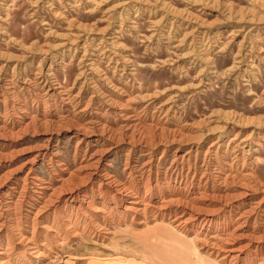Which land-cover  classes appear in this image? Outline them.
<instances>
[{"label": "rangeland", "instance_id": "rangeland-1", "mask_svg": "<svg viewBox=\"0 0 264 264\" xmlns=\"http://www.w3.org/2000/svg\"><path fill=\"white\" fill-rule=\"evenodd\" d=\"M246 263L264 0H0V264Z\"/></svg>", "mask_w": 264, "mask_h": 264}, {"label": "bare ground", "instance_id": "bare-ground-1", "mask_svg": "<svg viewBox=\"0 0 264 264\" xmlns=\"http://www.w3.org/2000/svg\"><path fill=\"white\" fill-rule=\"evenodd\" d=\"M233 219V218H232ZM218 250V249H217ZM225 250V249H224ZM240 253V252H239ZM223 262V261H222ZM232 262V261H231ZM236 262V261H235ZM247 264V263H246Z\"/></svg>", "mask_w": 264, "mask_h": 264}]
</instances>
